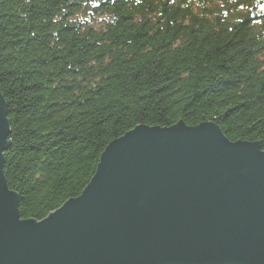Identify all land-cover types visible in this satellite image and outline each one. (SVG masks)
Instances as JSON below:
<instances>
[{
  "label": "trees",
  "instance_id": "16d2710c",
  "mask_svg": "<svg viewBox=\"0 0 264 264\" xmlns=\"http://www.w3.org/2000/svg\"><path fill=\"white\" fill-rule=\"evenodd\" d=\"M0 93L21 219L79 196L136 126L264 150V0H0Z\"/></svg>",
  "mask_w": 264,
  "mask_h": 264
},
{
  "label": "water",
  "instance_id": "95a60500",
  "mask_svg": "<svg viewBox=\"0 0 264 264\" xmlns=\"http://www.w3.org/2000/svg\"><path fill=\"white\" fill-rule=\"evenodd\" d=\"M0 264H264V150L213 122L136 126L112 140L79 196L21 219L4 177Z\"/></svg>",
  "mask_w": 264,
  "mask_h": 264
}]
</instances>
